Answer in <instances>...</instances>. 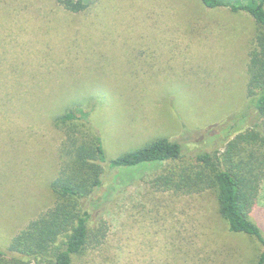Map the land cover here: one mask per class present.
<instances>
[{"label":"rangeland","instance_id":"374dc122","mask_svg":"<svg viewBox=\"0 0 264 264\" xmlns=\"http://www.w3.org/2000/svg\"><path fill=\"white\" fill-rule=\"evenodd\" d=\"M255 33L249 14L199 0H97L79 13L57 0H0V247L56 205L50 183L71 130L85 147L100 136L109 163L164 137L184 153L111 173L120 185L95 210L104 243L74 264H256L262 244L229 230L214 191L153 182L257 121ZM261 176L251 217L264 231Z\"/></svg>","mask_w":264,"mask_h":264},{"label":"trees","instance_id":"16d2710c","mask_svg":"<svg viewBox=\"0 0 264 264\" xmlns=\"http://www.w3.org/2000/svg\"><path fill=\"white\" fill-rule=\"evenodd\" d=\"M57 1L66 10L79 13L97 0ZM199 1L211 11L245 12L254 19L256 33L249 53L247 85L249 102L258 118L252 127L228 138L222 150L199 152L192 166L172 169L153 182L158 188L176 193L214 191L218 212L229 230L258 239L263 251L256 264H264V231L251 217L264 173V0ZM80 112L88 123V115L83 109ZM61 154V173L50 183L56 205L32 221L7 248L0 247V264H74L90 248L104 243L107 221L102 214L95 216V210L101 209L100 193H106L110 184H119L117 175L111 177L113 171L179 161L184 155L180 142L164 137L109 163L100 136L96 135L93 143L85 147L79 145L71 130Z\"/></svg>","mask_w":264,"mask_h":264}]
</instances>
